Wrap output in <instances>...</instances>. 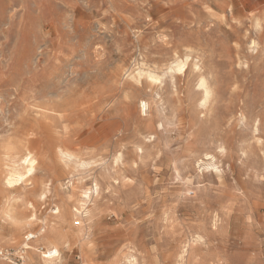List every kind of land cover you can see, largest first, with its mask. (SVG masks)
I'll return each mask as SVG.
<instances>
[{
  "label": "rangeland",
  "instance_id": "rangeland-1",
  "mask_svg": "<svg viewBox=\"0 0 264 264\" xmlns=\"http://www.w3.org/2000/svg\"><path fill=\"white\" fill-rule=\"evenodd\" d=\"M45 220L63 264H264V0H0V264Z\"/></svg>",
  "mask_w": 264,
  "mask_h": 264
},
{
  "label": "bare ground",
  "instance_id": "bare-ground-1",
  "mask_svg": "<svg viewBox=\"0 0 264 264\" xmlns=\"http://www.w3.org/2000/svg\"><path fill=\"white\" fill-rule=\"evenodd\" d=\"M182 63V62H181ZM179 64V62L177 63ZM186 64V63H185ZM185 64H180L177 65L178 69L180 71L183 70V67L185 66ZM177 69V68H175ZM136 74V73H135ZM140 74V73H139ZM150 75V74H149ZM175 75V74H174ZM141 76V74H140ZM155 77V76H154ZM141 78V77H140ZM154 79V78H152ZM156 79V78H155ZM154 79V81H155ZM159 79V78H158ZM152 81V80H151ZM157 82V81H156ZM200 87L204 88V102L208 103L207 101L210 99V90L207 84V81L202 80L200 82ZM146 104V103H145ZM145 104L144 107L145 108ZM205 105V104H204ZM203 103L202 106L204 107ZM207 105V104H206ZM143 106V105H142ZM141 108V107H140ZM142 111V110H141ZM145 111V110H144ZM67 159H70L71 154L68 153H63ZM62 157V155H61ZM75 157V156H74ZM73 159V158H72ZM211 160V159H210ZM76 162V161H75ZM211 164V163H210ZM36 165H37V160L36 158H34V156L29 153L26 156H24L20 162H16L14 164V166L8 171V174L5 177V185L9 188H14L17 185L23 184V183H27V181H30L28 179H30L34 173L36 172ZM27 185V184H26ZM75 189V188H73ZM99 183L96 182L94 183L93 187L84 189V191L82 192V195L80 198H82V203H81V207L77 208V213L80 214H84L85 217L87 218V220H89V218L92 217L91 211L86 208V205L92 201V198L94 197L93 194L98 193L99 191ZM74 191V190H73ZM73 195V194H72ZM45 196V195H44ZM69 200V198H68ZM90 207V206H89ZM83 210V211H81ZM55 214L57 215L56 219H60V217H58V215L60 216V208L58 207L56 211H54ZM73 212V211H72ZM75 212V211H74ZM5 218H7L9 221H12L13 223H16L19 226V229L21 230V228H25V227H29L32 225V221L34 219H30V220H20L18 219L10 210L5 211ZM45 225L49 226V233L46 235H36L35 238H37L35 240V242H43L46 247H47V251L45 253H37L36 250V246L34 244H25L22 246L21 250H25L26 253H30V256H27V258H24L21 256L23 262L21 264H63L61 255L57 252L51 253L52 249L54 248L55 244H57L58 242L61 241V236L57 231L56 228V223H51L49 224L47 220L43 221ZM51 222V221H50ZM54 222V221H53ZM59 224V223H57ZM90 225V224H89ZM84 226V225H83ZM85 228L81 227L79 232L80 236H82V249L85 250V246H86V239L88 237L83 236L84 232L86 231ZM43 232H46V230L43 229ZM35 235V234H34ZM32 236V235H31ZM30 239V237H29ZM89 239V238H88ZM34 242V243H35ZM200 243V242H199ZM43 244V245H44ZM89 244V243H88ZM45 247V248H46ZM91 248V247H90ZM91 250L87 251L88 253ZM16 253V252H15ZM128 254V253H127ZM185 254V253H184ZM188 255V254H187ZM126 256V255H125ZM186 256V255H185ZM132 258V259H131ZM125 259V258H124ZM135 262H137L136 258H134L133 256L130 257V259L127 260L128 264H135Z\"/></svg>",
  "mask_w": 264,
  "mask_h": 264
},
{
  "label": "built area",
  "instance_id": "built-area-1",
  "mask_svg": "<svg viewBox=\"0 0 264 264\" xmlns=\"http://www.w3.org/2000/svg\"><path fill=\"white\" fill-rule=\"evenodd\" d=\"M9 252L6 250V249H4L3 247H2V245H1V243H0V262L1 261H6V260H9V256H10V254H8ZM19 259V258H18ZM22 259V258H21Z\"/></svg>",
  "mask_w": 264,
  "mask_h": 264
},
{
  "label": "snow or ice",
  "instance_id": "snow-or-ice-1",
  "mask_svg": "<svg viewBox=\"0 0 264 264\" xmlns=\"http://www.w3.org/2000/svg\"><path fill=\"white\" fill-rule=\"evenodd\" d=\"M221 151H223V149H221Z\"/></svg>",
  "mask_w": 264,
  "mask_h": 264
}]
</instances>
